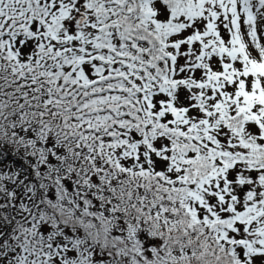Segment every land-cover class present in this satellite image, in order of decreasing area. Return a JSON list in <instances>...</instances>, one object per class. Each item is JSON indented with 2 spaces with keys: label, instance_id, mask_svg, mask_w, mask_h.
<instances>
[{
  "label": "snow or ice",
  "instance_id": "obj_1",
  "mask_svg": "<svg viewBox=\"0 0 264 264\" xmlns=\"http://www.w3.org/2000/svg\"><path fill=\"white\" fill-rule=\"evenodd\" d=\"M0 264H264V0H0Z\"/></svg>",
  "mask_w": 264,
  "mask_h": 264
}]
</instances>
